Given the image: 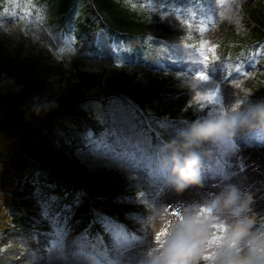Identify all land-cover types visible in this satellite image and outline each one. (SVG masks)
<instances>
[{"label": "clouds", "instance_id": "clouds-1", "mask_svg": "<svg viewBox=\"0 0 264 264\" xmlns=\"http://www.w3.org/2000/svg\"><path fill=\"white\" fill-rule=\"evenodd\" d=\"M37 106L36 111L41 107ZM204 105H201V108ZM261 108L257 104V110ZM235 108L210 112L198 118L165 145L170 155L165 157L168 182L177 191L190 185H202L201 154L197 150L206 141L221 140L237 123ZM254 194L246 180L236 174L225 177L223 187L200 203L179 204L177 220L171 225L166 239L153 237L137 264H192L198 253H209L213 264H264V225H257L253 210ZM211 224H206V221ZM219 222V223H217ZM224 227L217 235L210 229Z\"/></svg>", "mask_w": 264, "mask_h": 264}, {"label": "trees", "instance_id": "trees-1", "mask_svg": "<svg viewBox=\"0 0 264 264\" xmlns=\"http://www.w3.org/2000/svg\"><path fill=\"white\" fill-rule=\"evenodd\" d=\"M96 2L101 9H109L106 0ZM8 41L0 40V161L6 170H12L22 162V152L43 155L41 146L47 143L45 135L49 129L44 117L54 111L44 107L36 111L35 108L42 106L40 96L50 91L45 83L46 75L57 72L58 68L51 64L44 67L42 64L41 69L37 70L31 65H23V62L33 63V60H24L26 49L19 52L21 41L16 47L9 46ZM29 51L36 55L33 50ZM123 82V79L113 81L114 84ZM62 166L66 173H70L69 166ZM87 180L92 184L90 191L94 195L107 193V181L103 178Z\"/></svg>", "mask_w": 264, "mask_h": 264}, {"label": "snow or ice", "instance_id": "snow-or-ice-1", "mask_svg": "<svg viewBox=\"0 0 264 264\" xmlns=\"http://www.w3.org/2000/svg\"><path fill=\"white\" fill-rule=\"evenodd\" d=\"M213 47H215V46H213ZM196 76H197L201 81H207V80H209V76H208L207 72H205V71H199V72H197ZM216 94H219V90H217V92H216L215 94L209 92V93L207 94V98H208L209 100H212V99L214 98V95H216ZM217 229H220V230H223V231H224V227L221 226V225H218ZM165 232H166V230H164V231L161 232V233H158V234H157V239H159L160 236L163 235ZM207 256H210L212 259L214 258L211 254H207Z\"/></svg>", "mask_w": 264, "mask_h": 264}]
</instances>
